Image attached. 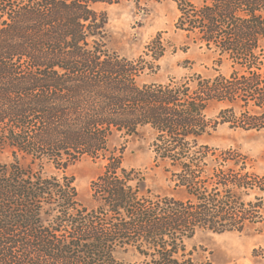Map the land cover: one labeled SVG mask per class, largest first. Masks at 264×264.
<instances>
[{
	"label": "trees",
	"instance_id": "1",
	"mask_svg": "<svg viewBox=\"0 0 264 264\" xmlns=\"http://www.w3.org/2000/svg\"><path fill=\"white\" fill-rule=\"evenodd\" d=\"M119 1L0 0V264H197L187 241L199 230L264 221V174L201 142L220 123L264 129V0H175L177 28L218 68L167 83L141 81L160 39L138 58L108 47L98 5ZM212 102L223 107L208 118ZM146 126L179 194L144 191L112 145ZM86 156L105 162L93 207L67 172Z\"/></svg>",
	"mask_w": 264,
	"mask_h": 264
},
{
	"label": "rangeland",
	"instance_id": "2",
	"mask_svg": "<svg viewBox=\"0 0 264 264\" xmlns=\"http://www.w3.org/2000/svg\"><path fill=\"white\" fill-rule=\"evenodd\" d=\"M98 8L109 16L107 41L110 49L129 58H138L153 40L162 41L165 55L156 61L158 66L155 69H146L141 77L142 82L167 83L170 79L180 80L196 73L205 76L217 73L216 56L177 28L179 9L175 0H120L112 4L101 3ZM219 68L229 75L230 66L227 63ZM222 107L221 103L212 102L207 110L208 118L216 117ZM155 137V130L146 126L134 136L118 134L112 145L124 148L126 167L144 172V191L161 195L179 194L173 188L174 182L170 180L167 165L156 157L153 145ZM201 142L247 155L254 169L264 174V129L246 130L220 123L210 134H205ZM4 157L8 159L7 155ZM104 166L103 160L86 156L67 169L75 177L80 202L88 207L94 206L92 181L102 173ZM49 171L62 173L54 168ZM253 198L254 195L245 199ZM187 245L197 264H264V221L243 232L199 230L187 241ZM118 256L126 260L136 259L132 251Z\"/></svg>",
	"mask_w": 264,
	"mask_h": 264
}]
</instances>
